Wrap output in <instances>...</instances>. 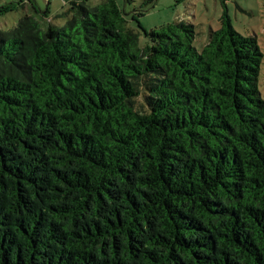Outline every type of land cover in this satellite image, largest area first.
<instances>
[{"label": "trees", "instance_id": "16d2710c", "mask_svg": "<svg viewBox=\"0 0 264 264\" xmlns=\"http://www.w3.org/2000/svg\"><path fill=\"white\" fill-rule=\"evenodd\" d=\"M68 1L0 30V264H264L257 37Z\"/></svg>", "mask_w": 264, "mask_h": 264}, {"label": "rangeland", "instance_id": "374dc122", "mask_svg": "<svg viewBox=\"0 0 264 264\" xmlns=\"http://www.w3.org/2000/svg\"><path fill=\"white\" fill-rule=\"evenodd\" d=\"M144 1L127 3L121 0L129 18L135 13V9L149 7L145 15L139 17L140 25L147 31L172 21L191 22L202 32L195 41V45L200 49L206 42L210 27L218 28L220 17L227 13L238 32L245 36L257 37L264 53V0H226L225 6L220 0H154L153 3ZM11 2H14V8H1ZM100 2L101 0H92L94 5ZM69 7L68 0H0V30H12L26 14L34 16L43 22L42 24L46 21L55 26H63L71 17V13L64 14ZM129 25L141 31L135 20H130ZM141 40H144V36H141ZM259 87L264 98V62Z\"/></svg>", "mask_w": 264, "mask_h": 264}]
</instances>
